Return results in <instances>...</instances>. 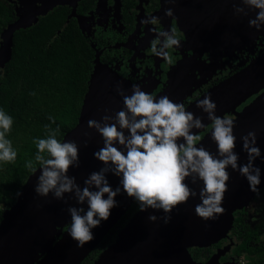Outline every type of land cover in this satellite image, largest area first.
Instances as JSON below:
<instances>
[{
  "label": "water",
  "instance_id": "obj_1",
  "mask_svg": "<svg viewBox=\"0 0 264 264\" xmlns=\"http://www.w3.org/2000/svg\"><path fill=\"white\" fill-rule=\"evenodd\" d=\"M7 1L15 4L17 20L9 24L0 35V70L11 59L14 34L34 26L40 17H45L56 7L70 9L68 20L76 18L80 26L83 21L76 13L79 2L83 0ZM160 1L162 12L165 13L171 8L173 17L178 20L189 39L196 41L197 47L194 51L203 50L200 45L203 39L208 45L215 46L233 44L264 34V26L260 31L249 27V20L255 18L257 10L246 8L247 16L234 13V7H244L240 0H206L205 10L196 8L194 0H175L174 3L169 0ZM118 86L123 88L125 94H131L130 84L123 81H111L104 86L92 83L87 89L76 126L61 141H74L79 146V167L71 168L68 175L75 177L81 188L92 172L104 167L94 158V153L103 147V138L94 128H88V121H101L105 114L114 116L123 109V98L117 92ZM170 86L168 92L164 91L157 98L169 96L173 88V85ZM263 89L264 54L186 108L202 117L206 125L204 129L193 130L198 135L205 132L211 123L207 115L196 107L206 96H211L216 103L217 116H234V151L239 156L240 165L246 164L248 159L241 137L249 132L256 133V146L261 152V156L254 162L261 170L259 190L264 188V93L241 112L236 109ZM211 131L204 135L197 146L202 144L214 155H218L217 147L211 140ZM227 171L230 180L227 182L228 191L221 205L224 213L207 220L197 216L195 206L201 202L199 191L203 188V182L192 184L189 178L186 182L197 192V196L174 208L170 213L169 223H164L162 217L165 213L162 210L139 211L94 264H202L193 261L189 249L206 248L225 239L232 229L234 213L244 210L255 194L239 171H234L231 167ZM40 174L41 167L28 177L15 205L4 213L0 223V264H81L135 202L121 189V194L116 197L118 206L111 210L109 219L101 221V225L92 230L94 239L91 242L78 247L77 242L68 234L71 217L67 209L84 207L87 211V204L79 205L74 194H65L64 200L54 199L51 193L46 198L38 196L35 187ZM107 179L114 190L119 186V178L109 173ZM150 215H155L157 221L151 222L148 219ZM205 264L219 263L213 257Z\"/></svg>",
  "mask_w": 264,
  "mask_h": 264
},
{
  "label": "clouds",
  "instance_id": "obj_2",
  "mask_svg": "<svg viewBox=\"0 0 264 264\" xmlns=\"http://www.w3.org/2000/svg\"><path fill=\"white\" fill-rule=\"evenodd\" d=\"M240 3L244 7H234V13L247 16L246 8L257 10L255 18L249 20V27L260 31L264 26V0H240ZM165 15L173 17L174 13L169 8ZM159 22L152 17L143 21L151 25ZM180 45L175 28L158 31L157 38L151 42V53L172 64L173 56L169 50L173 46L178 49ZM117 92L123 98V109L114 116L105 114L101 121H88V128H94L103 138V147L94 153V158L104 167L92 172L85 179L83 188L76 183L75 177L68 175L71 168L79 167L77 143L60 142L56 138L59 128L50 127L47 138L35 141L38 148L35 159L42 165L35 187L37 195L46 198L51 193L54 199L64 200L65 194H74L79 205L87 204V211L84 207L67 209L71 217L68 234L78 247L91 242L94 239L92 230L99 227L101 221L109 219L111 210L118 206L116 197L121 194V189L137 202L140 212L162 210L165 224L170 222L174 208L197 196L186 182L189 178L192 184L203 182L199 191L201 202L195 206V213L205 220L214 219L225 211L221 205L228 191L229 167L246 178L252 192L259 193L261 170L254 162L261 152L256 146V133L249 132L241 137L248 159L246 164L240 165L234 151V118L217 116V105L211 96L200 100L196 107L211 122V140L218 155L202 144L197 146L202 137L193 130L204 129L206 125L202 117L186 110L183 103L175 102L167 95L157 98L136 85L132 86L130 95L120 86ZM12 124V117L0 110V161L12 162L17 157L11 141L6 138ZM26 166L32 167L31 162ZM109 173L119 178L115 190L107 179ZM20 195L18 192L17 196ZM148 219L157 221L155 215Z\"/></svg>",
  "mask_w": 264,
  "mask_h": 264
},
{
  "label": "trees",
  "instance_id": "obj_3",
  "mask_svg": "<svg viewBox=\"0 0 264 264\" xmlns=\"http://www.w3.org/2000/svg\"><path fill=\"white\" fill-rule=\"evenodd\" d=\"M88 1L79 2L76 12H85L83 7ZM69 14L68 7H56L45 17H40L34 26L17 31L13 37L11 59L0 70V110L13 119L6 138L17 152L15 161H0V223L4 213L15 205L17 193L28 177L42 167L35 159L38 153L35 141L47 138L50 127L59 128L56 138L61 142L76 126L80 115L88 89L92 56L76 22L68 20ZM16 20L15 4L0 0V35ZM44 155L48 158L46 152ZM29 162L32 167L26 166ZM138 212L135 201L81 264H94ZM234 214L231 230L244 236L237 252L264 250V243L258 246V237L253 238L259 232L264 233V221L253 229L245 228L244 216L241 217L239 212ZM201 250H190L194 260L203 257Z\"/></svg>",
  "mask_w": 264,
  "mask_h": 264
},
{
  "label": "flooded vegetation",
  "instance_id": "obj_4",
  "mask_svg": "<svg viewBox=\"0 0 264 264\" xmlns=\"http://www.w3.org/2000/svg\"><path fill=\"white\" fill-rule=\"evenodd\" d=\"M204 1L206 0H194L196 8L205 10ZM83 8H86L85 12H76L83 18L81 26L76 18L73 20L92 56L89 86L94 82L95 85L104 86L111 81H123L130 84V91L136 85L157 97L168 92L171 84L173 88L168 97L183 103L187 108L264 54V34L233 44L215 46L208 45L203 39L200 43L203 50L194 51L196 41L189 39L176 18L167 17L162 12L160 0H89ZM150 17L157 18L160 22L156 25L143 23ZM172 28L176 29L181 45L178 49L173 46L169 50L173 63L168 64L151 53V42L157 38L158 31H170ZM262 93L264 89L252 95L236 111L241 112ZM226 115L234 118L232 114ZM210 130L209 125L199 135L203 139ZM260 197H264V189L257 194V198ZM256 211L259 217L263 216L260 220L264 221V208L259 207ZM238 212L241 217L244 216L243 225L247 228L248 214L245 210ZM242 235L234 234L231 230L217 244L202 248L203 257L199 260L193 259L190 253L193 249H189V253L193 261L202 264L208 263L213 257L217 258L219 264H264L262 249H255L252 253L237 252L240 239L244 238ZM257 237L256 245L261 246L264 243V233L259 232V235L253 236L254 239Z\"/></svg>",
  "mask_w": 264,
  "mask_h": 264
},
{
  "label": "rangeland",
  "instance_id": "obj_5",
  "mask_svg": "<svg viewBox=\"0 0 264 264\" xmlns=\"http://www.w3.org/2000/svg\"><path fill=\"white\" fill-rule=\"evenodd\" d=\"M264 188L260 189L262 191ZM259 207L264 208V197L257 198V193L254 194L253 199L249 203V205L244 209L248 214L246 225L251 228L258 221H261L262 217H259L258 212L256 211ZM246 218V217H245ZM261 219V220H260Z\"/></svg>",
  "mask_w": 264,
  "mask_h": 264
}]
</instances>
